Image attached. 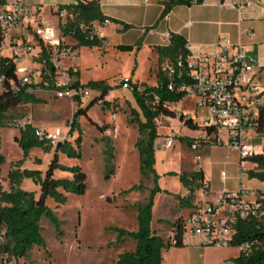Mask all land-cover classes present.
Here are the masks:
<instances>
[{"label": "rangeland", "instance_id": "obj_1", "mask_svg": "<svg viewBox=\"0 0 264 264\" xmlns=\"http://www.w3.org/2000/svg\"><path fill=\"white\" fill-rule=\"evenodd\" d=\"M57 21L54 27L58 30L60 19ZM136 36L134 32L125 36L110 33L103 47H80L73 62L60 59L57 72L62 81L78 80L81 86L91 90L92 96L100 94V91L88 85L103 84L109 89L105 97L107 104L93 105L86 114H80L74 120L75 113L88 104L59 100L54 90L39 88L34 96L41 103L20 105L10 112L7 120V124L17 120V126L0 128V156L3 157L0 164L1 191L10 192L12 188H19L39 197L41 179L54 158L56 147L45 144L25 153L18 141L21 138L20 127L23 121L33 119L44 122L45 129L50 132L59 128L68 133L73 129L67 147H77L76 142L81 136V157L58 152V160L66 167H81L87 180L84 194H67L66 202L61 204L52 198L47 200L48 207L57 218L58 227L43 217L41 228L45 246L34 248L18 264H116L120 255L135 250L132 239L119 241V230L137 231L138 207L145 203L148 189L153 188L154 183L152 178H146L141 173L140 155L136 147L140 133L137 125L131 123L135 118L132 111L140 112V109L133 92L123 90L120 82L127 77L133 79L135 84L156 86L158 71L166 69L169 64L167 61L160 63L157 53L146 48L132 52L117 48L118 45H130ZM68 43L70 46L76 45L72 39H68ZM36 65L40 66V63L32 55H27L18 63V67L25 70ZM256 67H261L257 60ZM76 68L78 77L70 73V70L74 73ZM32 81L35 79L32 78ZM175 107V118L161 116L156 121L154 169L157 174L165 173L162 178H166L161 185L176 191L182 184L180 176L186 170H193V174H197L200 169H205L210 170L216 192H236L240 187L253 191L250 188L254 186V179L249 177V172L256 170L258 164L251 159L242 160L239 153L228 145L224 132L221 133L224 144L202 145L197 152L200 156L198 163L196 153L190 148L192 143H185L183 136L194 135L197 141H201L200 128L207 110L199 109L191 97ZM181 115L185 120L186 116L194 118L200 131L197 129L193 132L181 121ZM140 119L144 122L143 117ZM171 137H175V146L165 149ZM246 139L251 142V135L248 134ZM54 177L72 179L73 175L57 169ZM194 194L201 197L203 190L199 188ZM188 238V235H184L185 240ZM240 252L239 246L233 245L215 247L192 243L183 247L171 246L164 250L163 264H235L233 259Z\"/></svg>", "mask_w": 264, "mask_h": 264}, {"label": "trees", "instance_id": "obj_2", "mask_svg": "<svg viewBox=\"0 0 264 264\" xmlns=\"http://www.w3.org/2000/svg\"><path fill=\"white\" fill-rule=\"evenodd\" d=\"M204 0H166L162 3L164 9L158 21H163L170 12L179 6L200 5ZM7 0H0V8H6ZM60 9H66L69 17L61 22L58 26L60 34L64 38L76 41V45H71L72 49L77 50L80 47H103L106 38L91 34V27L94 23H103L107 18L102 14L100 8V0H94L88 4H78L64 6ZM133 26L123 24V30L128 31ZM186 39L179 34L170 35V43L167 46H157L154 50L159 57V62L167 61L172 72L167 68L160 69L157 73V85L148 86L147 84H134L133 94L136 98L140 112L132 111L135 116L131 123L137 125L140 137L136 144L140 155L141 173L146 178H153L154 187L150 190L148 201L142 203L138 207V229L134 232L119 230V241L123 239H132L136 246L132 252H127L120 255L116 264H163V251L171 246L183 247V237L185 230L183 227V219H179L174 225L173 241H165L162 237L156 234L152 229L153 205L154 197L157 193L162 192L159 187V175L154 169L155 165V149L154 143L157 138L156 121L161 116L175 118L177 114L171 110L168 105H177L182 102L187 96L186 93L179 91L180 86H191L193 80L187 65V60L190 56L189 50L186 48ZM142 47V40H139L135 45H119L117 48L123 52H132L135 49L139 50ZM41 51L37 58L40 63V79L41 82L34 84V89L44 88L52 90L53 81L58 76L57 68L51 62V49L40 43ZM179 62L182 65L179 66ZM47 73L48 76L44 74ZM73 75L79 76L78 70ZM0 77L3 78V85L0 92V128L6 125H16L17 120L7 124L10 112L16 110L22 104H38L41 100L36 98L34 94H29L24 90L14 92L11 89L12 83H17L18 74L16 64L13 58L0 55ZM44 80L49 81V86L44 85ZM72 86H78L79 81L71 82ZM173 86V90L169 86ZM89 88L99 90L100 96L105 98L109 89L100 83H90ZM140 87V90L138 89ZM107 100L104 101V104ZM93 106L91 101L84 109H80L75 113L74 120L80 114H86ZM140 117H143L144 122ZM181 121H184L190 129L197 130L198 126L193 120L187 119L183 115L180 116ZM75 123L73 124V127ZM21 129V138L18 139L21 146L28 154L32 148L44 147L45 142L38 139L35 135V128L26 124ZM73 130V129H72ZM71 130V133H72ZM81 136L76 142L77 147H67L65 143L60 151H56L46 174L40 182L39 197L34 193L12 188L10 192H3L0 188V228L6 230V242L2 248V253L8 255L9 259H14L18 263L21 259H26L34 248L45 246V240L42 234L41 220L43 217L57 225L55 214L47 205V200L52 198L57 203L66 202L67 194L82 195L86 192V174L82 168L66 167L59 163L58 152H63L70 157H81ZM113 159V155H111ZM252 161L258 164L256 170L249 172L251 179H258L264 182V157H254ZM3 162V157L0 156V164ZM60 169L70 172L72 179H57L54 177L55 170ZM176 175V174H171ZM203 180L202 171L197 174L180 176V181L183 186L191 192L187 199H179L181 206H189L193 200L194 193L200 188L198 181ZM252 243L251 250L248 253L240 252L239 256L233 259L235 264H264V222L257 220H243L239 222L236 228L235 239L232 242L233 246H240L244 243Z\"/></svg>", "mask_w": 264, "mask_h": 264}, {"label": "built area", "instance_id": "obj_3", "mask_svg": "<svg viewBox=\"0 0 264 264\" xmlns=\"http://www.w3.org/2000/svg\"><path fill=\"white\" fill-rule=\"evenodd\" d=\"M91 1L94 0H74L73 5H86ZM157 1L162 4L166 0ZM148 2L149 0H144V3ZM7 3L5 10L0 12V55L4 56L8 49H12V55L9 57L13 58L16 64L18 81L12 83L11 89L14 92L24 90L29 94H35L37 90L33 85L41 82V67L35 66L28 70L18 67V63L26 59L27 55H32L36 60L41 51V48L31 41L30 35L51 49V62L57 70L61 65L60 59L66 58L73 62L77 59L78 52L70 47L68 38L58 34L53 25L41 18L39 5L31 6L28 0H7ZM57 16L64 22L69 13L66 9H59ZM109 23L110 21L106 19L101 24H92L91 34L103 38L101 30ZM249 34L251 35V32ZM166 36L170 38L169 34ZM186 48L190 52L188 44ZM181 65L182 62H179V66ZM187 65L193 84L182 85L179 91L186 93V97L194 98L199 109L207 110L202 126L204 136L201 141L195 140L190 146L192 152L196 153L198 163L200 156L197 152L202 145L224 144L221 135L223 132L230 148L237 151L242 160L264 157V82L250 50L243 45L232 44L226 37H221L212 52L190 54ZM167 69L172 72L171 67L168 66ZM44 75L48 76L47 73ZM32 78L35 81H32ZM3 81L0 77V89ZM71 84L69 80L62 81L60 77H55L53 81L55 88L52 89L55 96L59 100L69 99L82 105L93 101V105L100 106L107 100L100 94L92 96L91 90L86 87ZM134 84L132 79L127 77L120 82L123 90L131 92ZM44 85L49 86V81L44 80ZM138 89L140 90V87ZM169 89L173 90V86H169ZM168 106L173 111L176 109L174 104ZM26 124H29V121H23L21 126L24 127ZM248 134L251 138L260 137V141L255 143L251 139V142H247ZM35 135L51 147L68 143L72 139L71 132L65 133L59 128L54 132L35 128ZM174 138H169L165 149H172L175 146ZM241 169L246 171L245 168ZM222 177H225L224 173ZM198 184L203 190L202 199L196 203L191 215L183 219V227L185 235L196 239L200 245L229 247L235 239L239 222L243 220L264 222V191H247L240 187L236 192H225L213 201H205L210 194L209 186L204 180L198 181ZM187 195L190 196L191 192L188 191ZM5 242L6 230L0 228V262L18 264L16 261H10L9 256L2 253ZM251 246L252 243L247 242L239 248L248 253Z\"/></svg>", "mask_w": 264, "mask_h": 264}, {"label": "crops", "instance_id": "obj_4", "mask_svg": "<svg viewBox=\"0 0 264 264\" xmlns=\"http://www.w3.org/2000/svg\"><path fill=\"white\" fill-rule=\"evenodd\" d=\"M28 2L32 6L39 5L41 18L53 26L58 24L57 20L60 19L57 17V11L64 6L74 4V0H28ZM100 8L102 14L110 21L109 25L101 30V36L106 38V43L110 33L125 36L134 32L137 36L130 45H135L139 40H142V49L146 48L151 52H155L154 49L157 46L169 45L170 38L166 36L167 34H179L186 39L187 44L190 46V54L196 55L200 52H212L218 40L221 37H226L232 44L243 45L250 50L261 66V80L264 82V0H204L200 5L174 8L159 23L164 6L157 0H149L148 3H144V0H100ZM3 10H5V7L0 8V12ZM123 24L131 25L133 28L124 31ZM57 33L60 34L59 29ZM30 38L40 49L39 41L34 36L30 35ZM11 52L12 49L10 48L3 55L9 57L12 55ZM187 98L185 97V99ZM192 119L194 120V118ZM29 124L34 128L45 129V123L42 121L33 119L29 121ZM195 124L199 127L197 122ZM200 130L202 131L201 137H203V128L201 127ZM193 132H196V130ZM193 136L184 135L183 141L191 144L196 140ZM252 141L258 143L260 137L254 136ZM201 171L203 180L209 186L210 193L204 199L205 201H213L216 197L225 193L213 190L210 170L201 169ZM188 173L193 174V170H186L185 174ZM158 175V184L162 192L157 193L154 197L152 229L165 241H172L175 222L179 219L188 218L202 196L199 197L194 194L189 206H181L177 196L187 199L188 189L181 184L176 191H171L161 185L163 179L166 178H162L165 173H159ZM253 184L251 190L264 191V182L254 179ZM151 189L153 188L148 189L145 203L148 201ZM137 229L138 223L135 224V230ZM192 243L199 244L192 237L188 240L183 237V246ZM135 246L136 244H134V248Z\"/></svg>", "mask_w": 264, "mask_h": 264}, {"label": "water", "instance_id": "obj_5", "mask_svg": "<svg viewBox=\"0 0 264 264\" xmlns=\"http://www.w3.org/2000/svg\"><path fill=\"white\" fill-rule=\"evenodd\" d=\"M63 145L64 144H62V143L58 144V146L56 147V151H60Z\"/></svg>", "mask_w": 264, "mask_h": 264}]
</instances>
